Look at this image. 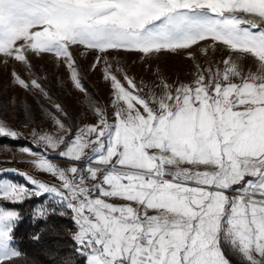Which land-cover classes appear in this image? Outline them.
Masks as SVG:
<instances>
[{
  "label": "snow or ice",
  "instance_id": "1",
  "mask_svg": "<svg viewBox=\"0 0 264 264\" xmlns=\"http://www.w3.org/2000/svg\"><path fill=\"white\" fill-rule=\"evenodd\" d=\"M194 47L225 55L194 64L188 82L138 83L108 59L195 60ZM81 48L97 54L90 70L110 99L77 124L33 60L51 55L64 84L87 95ZM0 64L50 120L39 128L9 97L17 121L34 125L25 135L0 101V138L26 140L18 151L32 167L0 169V264H18L21 209L35 201L34 223L71 222L62 264H264V0H0Z\"/></svg>",
  "mask_w": 264,
  "mask_h": 264
},
{
  "label": "rangeland",
  "instance_id": "2",
  "mask_svg": "<svg viewBox=\"0 0 264 264\" xmlns=\"http://www.w3.org/2000/svg\"><path fill=\"white\" fill-rule=\"evenodd\" d=\"M203 46L204 45H201V47ZM192 52L195 55V60L190 59L184 52L179 54H161L147 62L141 60L139 54L112 52L108 55V59L113 63L114 66L124 68L129 75L136 77L138 83L143 81L144 83L150 84L151 81L159 80L161 77L168 79L169 82L176 80L188 82L193 78V73L195 71L194 64L198 63L204 65L206 61L218 62L225 55L224 49L222 47L217 49L209 48L207 56L203 55L199 48L196 47L192 49ZM74 54L76 55V59L79 62L80 68L82 69L83 83H85L84 85L86 89L87 86L89 87L87 95L75 90L70 84H64V70L62 67H57L51 55H45L41 60L34 59L33 63L40 75L47 76V79L44 82L49 81L51 84L60 82L64 86L65 97L67 101L66 106H68V108H75L73 110H80L81 117L78 124H81L84 122H91L94 119L92 113L89 111V103L99 102L102 104H107L110 99V94L109 86L102 79V73L100 69L98 68L96 71L90 70V65L93 63L97 54L95 52H88L82 48L80 50L74 49ZM241 60L246 67H251L250 61L244 60V58H241ZM11 67V65L4 67L2 64H0V93H2V96H0V101H4V113L7 115H11L15 111L13 107L8 105L9 97H14L17 103H25L27 101L30 102L32 98L30 93H25L10 84L9 71L11 70ZM35 108H37V110H39L38 112L40 113L39 120H36V122H40L39 128L48 129L50 120L47 119L46 113L40 109V105L36 106ZM33 112L35 113V111ZM44 115L46 120H43L42 118ZM4 119H6L5 115ZM9 122L14 128L25 133V135H27L30 128L33 127L31 124L28 127L24 126L23 116L20 117V123H13V121ZM5 139L11 140L8 138ZM2 141H0V169L16 168L18 170L28 171L31 173L32 167L26 161L24 155L18 151L20 146L25 145L28 142L26 140H19L18 142L20 144H11L10 141ZM8 175L16 182H25L24 179L18 175Z\"/></svg>",
  "mask_w": 264,
  "mask_h": 264
},
{
  "label": "trees",
  "instance_id": "3",
  "mask_svg": "<svg viewBox=\"0 0 264 264\" xmlns=\"http://www.w3.org/2000/svg\"><path fill=\"white\" fill-rule=\"evenodd\" d=\"M44 84L54 99L57 102H60L67 111L68 121L78 124L81 117L80 110H73L75 108H68V106H66L67 101L65 97L64 86L60 82L51 84V82L47 81L44 82ZM88 91L89 87L87 86V94ZM0 96H2V93H0ZM31 97V101H27L25 104L26 106L31 107L32 112L35 111L36 114L33 112L34 120L39 126L40 122H36V120H39L40 113L35 107L39 106L40 104L38 105L39 101L37 98H35L33 95ZM2 102L4 101L2 100ZM44 103L48 104L50 102L45 100ZM4 115L9 121H13V123H20V120L17 121L13 114L7 115L4 113ZM42 118L43 120H46L45 115ZM2 140L5 142L10 141L11 144H20L18 141L0 138V141ZM39 204L40 201L28 202L24 204L21 209L25 219L19 226L16 233V242L23 253V255L18 260V264H62L65 259L72 256L71 249L69 247L71 241L66 234V229L70 226L71 222L68 219L58 215H50L46 221H38L34 223L31 218L32 209L39 206ZM37 234L40 236V239L34 240L32 237ZM71 264H76L75 257H72Z\"/></svg>",
  "mask_w": 264,
  "mask_h": 264
}]
</instances>
